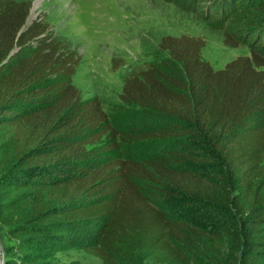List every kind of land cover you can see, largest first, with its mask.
<instances>
[{
	"label": "trees",
	"instance_id": "trees-1",
	"mask_svg": "<svg viewBox=\"0 0 264 264\" xmlns=\"http://www.w3.org/2000/svg\"><path fill=\"white\" fill-rule=\"evenodd\" d=\"M187 1L240 24L227 46L264 36V0ZM31 9L0 0L2 263L49 264L85 231L79 245L101 264H136L137 254L150 264H264L259 50L214 70L203 40L161 38L165 59L131 71L118 95L144 125L129 135L99 97H81L80 54L44 18L27 24ZM150 141L166 145L142 159L121 149ZM197 211L216 226L195 222Z\"/></svg>",
	"mask_w": 264,
	"mask_h": 264
},
{
	"label": "rangeland",
	"instance_id": "rangeland-1",
	"mask_svg": "<svg viewBox=\"0 0 264 264\" xmlns=\"http://www.w3.org/2000/svg\"><path fill=\"white\" fill-rule=\"evenodd\" d=\"M30 1L31 21L37 17L44 18L52 31L67 39L80 54L82 63L73 82L81 97H99L111 122L129 135L144 125L139 114L124 107L118 95L131 71L165 59L158 49L161 38L187 35L203 40L201 58L214 70H221L238 56H249L252 48L264 56V36L254 38L245 34L237 47L227 46L225 36L240 37V24L229 18H220L221 14L214 9L205 10L202 5L197 6L187 0ZM165 145L160 141L127 142L121 144V149L129 158L142 159ZM170 208L171 213L175 211L177 215L188 216V209L182 204L173 203ZM200 213H192L195 222L205 227L216 226L214 221L200 216ZM84 233L80 232L74 243L70 241L55 247L47 258L49 264H101L79 245ZM71 235L79 234L73 231ZM0 249V260H3L1 244ZM136 257V264H150L140 255Z\"/></svg>",
	"mask_w": 264,
	"mask_h": 264
},
{
	"label": "water",
	"instance_id": "water-1",
	"mask_svg": "<svg viewBox=\"0 0 264 264\" xmlns=\"http://www.w3.org/2000/svg\"><path fill=\"white\" fill-rule=\"evenodd\" d=\"M31 11H32V9H31ZM30 22H31V18L28 17L27 24H29ZM27 24H26V25H27ZM13 52H14V51H13ZM13 52H12V53H13ZM0 264H3V263H2V260H0Z\"/></svg>",
	"mask_w": 264,
	"mask_h": 264
},
{
	"label": "bare ground",
	"instance_id": "bare-ground-1",
	"mask_svg": "<svg viewBox=\"0 0 264 264\" xmlns=\"http://www.w3.org/2000/svg\"><path fill=\"white\" fill-rule=\"evenodd\" d=\"M0 252H1V249H0Z\"/></svg>",
	"mask_w": 264,
	"mask_h": 264
}]
</instances>
